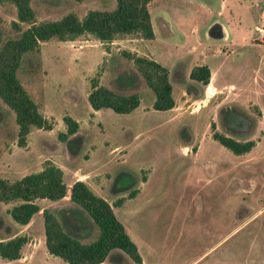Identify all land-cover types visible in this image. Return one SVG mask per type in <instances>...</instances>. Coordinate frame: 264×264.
Returning <instances> with one entry per match:
<instances>
[{
  "label": "rangeland",
  "instance_id": "obj_1",
  "mask_svg": "<svg viewBox=\"0 0 264 264\" xmlns=\"http://www.w3.org/2000/svg\"><path fill=\"white\" fill-rule=\"evenodd\" d=\"M114 5L115 0L30 1L35 22L67 13L81 18L88 10ZM147 8L150 40L119 35L101 43L83 34L71 41H42L38 52L22 56L16 76L52 129L31 127L25 145L17 146L14 114L0 100V178L19 179L49 160L66 185L86 174L90 190L110 204L135 190L113 209L141 264H264V17L259 16L264 0H149ZM214 19L225 26L226 40L205 38ZM13 21L15 7L2 2L0 41L27 27L20 22L15 29ZM121 50L167 69L171 109H153L154 94L138 73L129 90L139 98L132 111L90 107L91 77L98 74L99 84L122 91L114 79L134 70ZM194 65L209 68L206 85L189 80ZM224 105L252 117L246 138L253 146L245 153L235 155L212 139V131H222L217 112ZM64 115L77 121L81 135L70 143L57 138L65 130ZM16 203L0 202V237L15 232L27 241L18 260L0 258V264H65L46 252L41 213L26 227L12 221L7 210ZM35 203L64 226L71 219L83 223L77 234L81 242L97 238L98 227L68 197ZM69 209L76 214L69 216ZM109 256L107 262L132 264L116 252Z\"/></svg>",
  "mask_w": 264,
  "mask_h": 264
},
{
  "label": "trees",
  "instance_id": "obj_2",
  "mask_svg": "<svg viewBox=\"0 0 264 264\" xmlns=\"http://www.w3.org/2000/svg\"><path fill=\"white\" fill-rule=\"evenodd\" d=\"M30 1L0 0V4L9 2L15 7L17 21L11 22L15 29L19 28L20 22L27 24L17 36L0 41V100L14 114V122L17 125L16 144L19 147L25 145L26 135L31 127L52 129V122L38 111L37 105L16 76L24 54L38 52L39 43L51 38L71 41L80 35L88 34L101 43H110L119 35H136L147 40L154 36L147 8L149 0H115V5L110 10H88L81 18L73 13H67L55 20L39 22L34 20ZM119 54L134 67L133 71L121 72L114 79L119 90L128 91H114L99 84L98 74H95L89 79L87 92L90 107L93 110L110 108L116 113L132 111L138 106L139 98L136 93L129 90L135 87L138 73L154 94L153 109H171L174 101L167 69L144 55H136L125 50H121ZM209 76L210 71L206 65H194L188 72V78L200 85H206ZM62 123L65 130L57 133L60 141L70 143L74 138L81 136L78 133L77 121L69 115L62 116ZM211 136L235 155L245 153L253 146L252 140L239 143L216 132ZM134 194L135 190L129 191L127 198L133 197ZM66 195L68 200L86 212L98 227L99 234L95 240L81 242L77 234L79 235L80 229L84 227L83 223L71 219L70 223L64 226L51 211L40 208L35 203L36 199L58 200ZM10 201L18 202L7 212L12 221L19 225H26L40 210L46 252L60 258L65 264H114L107 262L112 251L127 257L132 264H141V257L135 244L113 211V205L119 206L121 198L110 204L95 195L88 185L79 179L66 186L62 179V171L49 160L44 161L39 171L26 174L19 179L9 181L0 178V202ZM67 212L69 216H73L77 211L69 209ZM26 241L25 235L15 232L0 237V258L8 261L18 260Z\"/></svg>",
  "mask_w": 264,
  "mask_h": 264
},
{
  "label": "flooded vegetation",
  "instance_id": "obj_3",
  "mask_svg": "<svg viewBox=\"0 0 264 264\" xmlns=\"http://www.w3.org/2000/svg\"><path fill=\"white\" fill-rule=\"evenodd\" d=\"M254 29H256V27H254ZM204 36L209 40L224 41L227 38V33L224 30L221 22L218 19H214L207 26ZM252 39H255V37ZM217 113L218 122L222 129L221 132H216L217 134L224 137H230L239 143L251 141L250 139L246 138V136L249 135L252 125V117L250 116L249 112H242L238 110V106L224 105ZM214 132L215 131H212V133Z\"/></svg>",
  "mask_w": 264,
  "mask_h": 264
},
{
  "label": "crops",
  "instance_id": "obj_4",
  "mask_svg": "<svg viewBox=\"0 0 264 264\" xmlns=\"http://www.w3.org/2000/svg\"><path fill=\"white\" fill-rule=\"evenodd\" d=\"M220 1L223 2L224 0H220ZM220 13H221L220 11L217 12V14H220ZM259 16H260V18L264 17V11H262V12L259 14ZM219 21H220V20H219ZM220 22H221V21H220ZM221 24H222L224 30L226 31V28H225V26L223 25L222 22H221ZM254 27H256V26L254 25V26H253V29H254ZM190 31H192V32L194 31V32H195V31H196V28H195V27H192V28L190 29ZM226 33H227V32H226ZM209 71H210V70H209ZM183 149H184V151H187L188 148L185 146V147H183ZM196 150H197V148H195L194 151H193L192 153H195ZM187 152H188V151H187ZM51 162H52V161H51ZM52 163H53V162H52ZM53 164H54V163H53ZM54 165H55V164H54ZM55 166H56V165H55ZM83 177H86V174H85V175H81V176H80V175H79V176H76L72 181L79 179V180H82V181L85 182V180L83 179ZM72 181H71V182H72ZM71 182H70V183H71ZM70 183H69L68 185H66V184H65V185H66V186H69ZM64 197H65V199H66V198H67V195L64 196ZM131 198H132V197H131ZM125 199H130V198H125ZM125 199H124V200H125ZM124 200L121 201V204L124 202ZM121 204H120V205H121ZM40 208H41V207H40ZM113 211H114V209H113ZM38 213H40V210H39V212H37V215H38ZM26 225H28V223H27ZM26 225H25V227H26Z\"/></svg>",
  "mask_w": 264,
  "mask_h": 264
},
{
  "label": "water",
  "instance_id": "obj_5",
  "mask_svg": "<svg viewBox=\"0 0 264 264\" xmlns=\"http://www.w3.org/2000/svg\"><path fill=\"white\" fill-rule=\"evenodd\" d=\"M212 24H213V23H212ZM212 24H211V25H212Z\"/></svg>",
  "mask_w": 264,
  "mask_h": 264
}]
</instances>
